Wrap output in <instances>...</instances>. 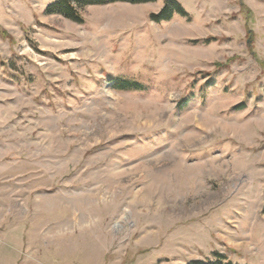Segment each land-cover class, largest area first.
Segmentation results:
<instances>
[{
  "label": "rangeland",
  "instance_id": "1",
  "mask_svg": "<svg viewBox=\"0 0 264 264\" xmlns=\"http://www.w3.org/2000/svg\"><path fill=\"white\" fill-rule=\"evenodd\" d=\"M56 1L0 0V264H264V0Z\"/></svg>",
  "mask_w": 264,
  "mask_h": 264
},
{
  "label": "trees",
  "instance_id": "2",
  "mask_svg": "<svg viewBox=\"0 0 264 264\" xmlns=\"http://www.w3.org/2000/svg\"><path fill=\"white\" fill-rule=\"evenodd\" d=\"M157 0H57L49 5L47 12L49 14H61L66 18L77 22L83 23L84 18L81 13V8L89 5H103L116 2H129L133 4L155 2ZM175 14L182 16H189V13L183 8V6L177 0H166L165 5L158 13H153L151 19L155 22H162L170 20ZM209 40L207 39L206 42ZM114 88L117 90H144L145 86L139 81L118 77L114 80ZM188 100L184 99L180 102V107L186 106ZM242 107V106H239ZM215 260H193L186 264H233L229 258L219 252L214 254Z\"/></svg>",
  "mask_w": 264,
  "mask_h": 264
}]
</instances>
